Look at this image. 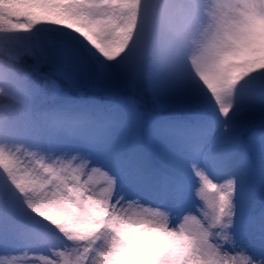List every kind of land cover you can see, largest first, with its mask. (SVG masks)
<instances>
[{"label": "snow or ice", "instance_id": "obj_1", "mask_svg": "<svg viewBox=\"0 0 264 264\" xmlns=\"http://www.w3.org/2000/svg\"><path fill=\"white\" fill-rule=\"evenodd\" d=\"M0 264H264V0H0Z\"/></svg>", "mask_w": 264, "mask_h": 264}]
</instances>
